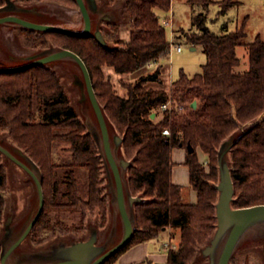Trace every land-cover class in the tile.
Instances as JSON below:
<instances>
[{
	"label": "trees",
	"instance_id": "1",
	"mask_svg": "<svg viewBox=\"0 0 264 264\" xmlns=\"http://www.w3.org/2000/svg\"><path fill=\"white\" fill-rule=\"evenodd\" d=\"M50 1L80 12L76 0ZM186 1L191 9L198 6L201 11L191 17V27L196 29L190 27L184 39L193 46L201 45L206 61L193 75L180 68L168 88L149 83L161 82L159 59L169 53L170 38L159 14L169 13L171 0H122L129 35L125 41L115 37L113 46L103 35L104 43L96 38L95 31L101 32L98 25L92 28L91 24L87 35L21 28L35 45L70 49L81 57L107 127L111 125L121 136L123 154L129 161L128 190L140 200L134 201L131 239L102 264H116L126 249L157 238L166 228L179 229V243L168 247L165 262L157 264H187L216 230L218 158L226 148L234 188L231 206L264 204V39L259 34L247 39L248 15L232 30L222 25L215 31L206 24L214 1ZM215 2L216 19L241 0ZM4 3L0 0V6ZM179 28L173 17L174 44L181 41L175 32ZM239 45L248 53V68L242 72L234 70L240 63ZM150 62L156 64L149 66ZM104 68L134 74L135 80L126 82L125 91L118 93ZM193 100L196 107L190 106ZM164 103L169 105L161 109ZM152 112L154 117H150ZM0 128L37 169L43 205L28 233L33 242H42L57 229L66 230L69 225L59 218V211L79 212V225L69 226L77 229L83 226L87 212L98 209L105 218L100 176L104 150L100 151L87 131L56 71L44 63L0 71ZM164 129H168L167 134ZM236 131L232 143L222 148V142ZM60 143L67 147L59 149ZM187 144L193 151L188 152ZM175 147L185 148L184 164L196 193L194 202L184 201L182 186L171 179ZM198 149L203 153L201 159ZM2 157L0 151V224L7 186Z\"/></svg>",
	"mask_w": 264,
	"mask_h": 264
},
{
	"label": "rangeland",
	"instance_id": "2",
	"mask_svg": "<svg viewBox=\"0 0 264 264\" xmlns=\"http://www.w3.org/2000/svg\"><path fill=\"white\" fill-rule=\"evenodd\" d=\"M87 1L92 20V28L96 25L101 29L102 35L108 40V45L113 46V40H127L129 35L128 17L123 11L122 0H96L97 8L90 7ZM209 5L206 24L213 30L219 31L220 26L235 28L244 15H248L247 39L251 40L256 34L264 39V0H241V3L231 7L225 15L215 19L218 5L212 0ZM172 19L176 18L182 50L175 49L165 57L160 58L161 63V84L166 86L168 79H175L180 68H183L189 75L201 71V65L206 61V55L201 45L193 46L184 39L186 32L191 27V17L201 11L195 6L191 9L186 0H171ZM14 16L37 24H45L79 30L83 26L82 18L78 8L65 6L56 1L50 0H5L0 6V18ZM164 16V15H163ZM169 14L166 15V17ZM235 23V24H234ZM231 29H234V28ZM22 25L14 20L0 22V67H14L29 63L38 58L52 54L57 50L54 45H35L29 41L26 34L21 30ZM193 30L195 27H191ZM167 35L172 37L171 27L167 26ZM237 56L240 59L235 71H244L248 68L247 48L243 45L237 46ZM47 67L57 72L60 81L68 93L72 104L75 106L80 119L84 122L87 131L92 134L102 152L103 143L97 117L89 100L84 76L77 60L72 56L65 55L45 62ZM104 73L112 82L118 93H123L124 84L135 80L134 74H117L110 68H104ZM164 80H163V79ZM109 140L115 160L118 163L124 194V203L128 214L133 216L134 199H132L127 186V168L123 164L125 157L121 142H116L120 137L114 128L109 127ZM238 135V131L226 138L221 147H227ZM0 145L9 151L11 156L3 153L2 164L7 178V186L3 191L5 206L3 218L0 224V262L3 254L17 241L28 223L35 216L39 197L36 182L31 172L22 164L36 173V166L26 153L13 142L4 129L0 128ZM59 149H64L67 144L60 143ZM58 149V150H59ZM61 151V150H60ZM67 154V151L64 152ZM103 153V152H102ZM199 158H203L200 149L197 151ZM185 148L175 147L173 149V169L180 175L182 182V194L184 201L194 202L195 192L187 180L184 165ZM223 159L230 167L231 158L228 149L223 150ZM110 172L105 156H102L101 187L106 198V215L101 218L98 209L87 212L80 228L69 227L70 224L79 225V212L59 211L58 216L67 225L66 230H58L53 235L46 237L42 242H33L29 236L12 248L5 258V264H52L67 258L66 253L59 248L69 245L78 240H86L95 235L94 244L102 251L118 243L124 233L123 220L118 209L116 187L113 175ZM218 183V182H217ZM138 195V194H137ZM168 231H161L157 238L147 242L148 253L160 250L165 254L164 244L175 248L179 243L180 231L178 228H166ZM168 232V233H167ZM225 235L220 238L213 253L214 259L219 253ZM201 245L194 257L187 264H203L208 261V254L203 249L208 244ZM60 245V246H59ZM101 252V251H100ZM97 252L95 255H97ZM138 259L137 263L148 264L150 258ZM228 264H264V220H258L250 224L246 232L236 244ZM1 264V263H0ZM118 264V262L116 263Z\"/></svg>",
	"mask_w": 264,
	"mask_h": 264
},
{
	"label": "water",
	"instance_id": "3",
	"mask_svg": "<svg viewBox=\"0 0 264 264\" xmlns=\"http://www.w3.org/2000/svg\"><path fill=\"white\" fill-rule=\"evenodd\" d=\"M76 1L83 18V27L81 30H72L58 26L37 24L14 16L0 18V22L4 20H14L19 24H21L23 27H27V28L38 29V30H59L71 34L87 35L89 34L91 29L90 14L84 0H76ZM88 2L90 4V7L96 8V0H88ZM95 36L101 43H104V38L100 30L95 31ZM65 55L72 56L77 60L84 76L88 97L94 109L99 124L103 148H104V154L113 174L114 183L116 187L118 209L123 220L124 233L121 240L118 243L103 251L99 247L95 246L94 244L95 235H91L86 240L75 241L73 243H70L69 245H64V244L62 246L59 245L60 246L59 248H61V250H63L66 253L67 258L52 264H102L110 255L118 251L131 239L133 233V223H132V218L128 214L125 207L121 174L118 163L115 160L111 149L108 127L104 115L102 113L101 107L94 93L89 71L84 61L77 53H75L70 49H59L53 52L52 54L38 58L23 65L14 66V67H0V71L18 70L31 65L43 64L49 60ZM196 104L197 101L193 100L190 103V106L196 107ZM154 115L155 113L152 112L150 114V117H154ZM116 142L117 143L120 142V137L118 136L116 137ZM186 149L188 150V152L193 151V147L190 144H187ZM0 151H2L7 156H11L9 151L6 150L1 145H0ZM123 164L127 166L129 164V161L125 160ZM22 165L31 172V174L35 179L38 197H39V205L35 216L28 223V225L22 232L21 236L1 257V262H0L1 264H5V258L12 250V248L16 246L19 242H21L29 233L43 205V193L39 178L28 167H26L24 164ZM218 167H219V181L216 185L218 189V198L215 204V214H216L217 224L213 236L211 237L209 243L203 249L204 253L208 254L209 256V261L203 264H228L236 244L238 243L242 235L246 232L248 226L254 223L255 221L264 220V204H255L244 207L231 206L234 188H233L232 178L230 175V168L227 162L223 159V151L218 158ZM132 199H134V201L140 200V198L137 196H132ZM223 235H225L223 244L219 249V253L214 259L213 253L220 241V238ZM97 252L99 253L95 255Z\"/></svg>",
	"mask_w": 264,
	"mask_h": 264
},
{
	"label": "crops",
	"instance_id": "4",
	"mask_svg": "<svg viewBox=\"0 0 264 264\" xmlns=\"http://www.w3.org/2000/svg\"><path fill=\"white\" fill-rule=\"evenodd\" d=\"M171 13H173V12L170 10L168 14L170 15ZM159 16L161 18L162 17H166V15L163 16V14H159ZM232 27H233V25H231L230 29ZM235 27H236V25H235ZM178 44H180V43H178ZM165 56L166 55H164L162 57H165ZM159 60H160L159 63H161V59H159ZM172 80H174V79H171V78L168 79V82H167V85L166 86H162L161 84L157 85L154 82H150L149 84L150 85H153V86H162V87L168 88L170 86V83H171ZM172 155H173V151H172ZM185 169H186L185 170V173H187V180H188V183H189V179H188V169H187V166L186 165H185ZM171 179H172L173 182H175L177 184H180V185L182 184V182H184L183 180L180 179V175H178V173L173 168H172ZM195 195H196V193H195ZM163 231H168V230L164 229ZM150 240H152V239H150ZM150 240L137 243L135 245H132L128 249H126L124 252H122L119 255V257L116 260V263L118 262V264H142V263H137V260L138 259H141V258L143 259L144 257H147L146 258L147 260H148V258H150V260H149L150 263H148V264H157V263H163V262H165L166 257H167V247L164 248L166 250L165 251V254H163V252H161L160 250H155V249H154V251H151V252L148 253V250H147V246L146 245H147V242L150 241Z\"/></svg>",
	"mask_w": 264,
	"mask_h": 264
},
{
	"label": "built area",
	"instance_id": "5",
	"mask_svg": "<svg viewBox=\"0 0 264 264\" xmlns=\"http://www.w3.org/2000/svg\"><path fill=\"white\" fill-rule=\"evenodd\" d=\"M161 22H162V24L165 26V27H167V26H170L171 27V32H172V37L170 38V48H169V53L171 52V50H176L177 52H180L181 50H182V47H181V45L180 44H178V43H176V44H174V43H172V40H173V31H172V27H173V19H172V16H171V14L169 15V16H167V17H162L161 18ZM154 64H156L155 62H150L148 65L149 66H152V65H154ZM169 104L168 103H164V104H162L161 105V109H165L167 106H168ZM163 133H165V134H167L168 133V129H164L163 130ZM164 247H169L168 246V243H166V244H164Z\"/></svg>",
	"mask_w": 264,
	"mask_h": 264
},
{
	"label": "flooded vegetation",
	"instance_id": "6",
	"mask_svg": "<svg viewBox=\"0 0 264 264\" xmlns=\"http://www.w3.org/2000/svg\"><path fill=\"white\" fill-rule=\"evenodd\" d=\"M208 261H209V257H208ZM208 261H207V262H208ZM205 263H206V262H205Z\"/></svg>",
	"mask_w": 264,
	"mask_h": 264
}]
</instances>
